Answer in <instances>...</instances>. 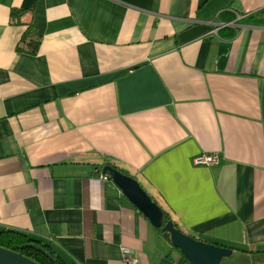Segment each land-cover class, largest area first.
<instances>
[{"label":"crops","instance_id":"obj_1","mask_svg":"<svg viewBox=\"0 0 264 264\" xmlns=\"http://www.w3.org/2000/svg\"><path fill=\"white\" fill-rule=\"evenodd\" d=\"M108 162L189 235L264 264V0H0V228L69 263L179 264Z\"/></svg>","mask_w":264,"mask_h":264},{"label":"water","instance_id":"obj_2","mask_svg":"<svg viewBox=\"0 0 264 264\" xmlns=\"http://www.w3.org/2000/svg\"><path fill=\"white\" fill-rule=\"evenodd\" d=\"M104 176L109 177L120 189L127 200L156 228L162 233L170 235L171 245L178 249L190 264H222L224 259L233 255V250L227 247L210 244L202 240L184 234L177 229L172 221L164 224V213L161 207L153 201L147 191L138 180L131 175L107 165L102 171ZM47 256L49 254L42 247H36ZM0 264H38L27 258L22 253L0 247Z\"/></svg>","mask_w":264,"mask_h":264},{"label":"trees","instance_id":"obj_3","mask_svg":"<svg viewBox=\"0 0 264 264\" xmlns=\"http://www.w3.org/2000/svg\"><path fill=\"white\" fill-rule=\"evenodd\" d=\"M24 13L25 12L23 10L13 9L10 15L11 20L16 24H19L20 18L24 15ZM21 42L26 43V45L30 50V53L32 54H35L39 49L41 38L32 24L29 25V28L26 31L25 35L23 36ZM107 165H110L113 168L118 169L127 175H130L128 172H125L124 170H122L121 168H119L118 166H116L111 162H108ZM104 167L105 166H103V168ZM134 178L138 180L136 177ZM138 181L141 184V186L147 191V193L151 196L153 201L156 202L163 210L164 224H166L169 221H172L177 229L181 230L184 234L189 235L188 233H186V231H184L179 227V225L176 223L170 212L158 201L157 197L154 196L151 192L149 193V190L146 188L144 183L140 182V180ZM155 230L160 234L161 237H163L167 242L171 244L169 234L162 233L161 229L155 228ZM38 246L42 247L46 251V253L49 254V256H47L40 250L36 249V247ZM0 247L17 253H22L24 256L37 262L38 264H77L75 262H70V263L67 262L59 253L52 250L50 244L42 242L37 238H34L30 235H27L17 230L0 228ZM175 250L179 251L178 249ZM179 264H190V263L182 256Z\"/></svg>","mask_w":264,"mask_h":264},{"label":"built area","instance_id":"obj_4","mask_svg":"<svg viewBox=\"0 0 264 264\" xmlns=\"http://www.w3.org/2000/svg\"><path fill=\"white\" fill-rule=\"evenodd\" d=\"M195 165L203 166H216L221 163V155L218 153L214 154H203L197 156L193 159ZM103 179L107 180L108 177L104 176ZM124 260L127 264H138L139 260L130 256V251L128 249H123Z\"/></svg>","mask_w":264,"mask_h":264},{"label":"rangeland","instance_id":"obj_5","mask_svg":"<svg viewBox=\"0 0 264 264\" xmlns=\"http://www.w3.org/2000/svg\"><path fill=\"white\" fill-rule=\"evenodd\" d=\"M147 188V187H146ZM148 189V188H147ZM149 190V189H148ZM151 191L149 190V193H150ZM237 258H239V255L237 254V253H234L233 255H232V257H230V258H227V259H224V264H243V263H239V262H237ZM258 258V257H257Z\"/></svg>","mask_w":264,"mask_h":264}]
</instances>
